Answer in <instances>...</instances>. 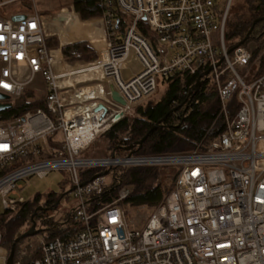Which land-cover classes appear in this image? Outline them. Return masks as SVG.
<instances>
[{
	"label": "built area",
	"instance_id": "1",
	"mask_svg": "<svg viewBox=\"0 0 264 264\" xmlns=\"http://www.w3.org/2000/svg\"><path fill=\"white\" fill-rule=\"evenodd\" d=\"M102 1L104 44L89 62H67L62 47L69 43L48 45L56 36L52 25L67 24L62 13L49 18L34 6L20 21L0 15V92L8 96L0 102L13 103L39 77L46 91L43 107L0 120L1 203L15 210L26 200L21 194L26 178L67 170L81 226L69 238L42 236L40 257L13 264H264V45L242 44L229 52L230 3L221 8L216 0ZM112 8L131 18L123 32ZM132 54L140 67L125 78ZM93 69L89 79L77 78ZM176 74L211 80L221 103L222 132L187 152L85 154L101 132ZM163 165L178 168L175 182L143 226L120 204L128 187L110 204L90 209L88 200L108 183L100 173ZM86 169L100 172L84 180ZM1 239L0 233V264H6Z\"/></svg>",
	"mask_w": 264,
	"mask_h": 264
},
{
	"label": "trees",
	"instance_id": "2",
	"mask_svg": "<svg viewBox=\"0 0 264 264\" xmlns=\"http://www.w3.org/2000/svg\"><path fill=\"white\" fill-rule=\"evenodd\" d=\"M72 1L74 10L85 21L104 17L107 12L102 0ZM241 1L234 16L230 20L227 19L225 38L230 49L245 38L255 19L264 17V0ZM112 11L116 12L117 29L123 32L126 22L131 18L121 14L117 9L112 8ZM141 29L147 36L151 35L143 23ZM251 43L257 47L264 43V20L255 25L250 37L243 44L250 46ZM48 45L51 48H58L59 41L56 37L51 38ZM62 54L69 62L90 61L96 57L95 49L86 40L64 45ZM161 83H168V88L159 98L146 99L136 104L122 120L105 131L110 144V151L105 155L113 153L127 155L130 151L125 147L129 146H132L133 154L139 156L187 152L199 144L211 141L223 131L224 125L219 117L221 103L218 91L210 79H204L200 86L193 90L190 88L197 83L196 77L185 79L183 75L176 74L165 78ZM183 84L187 86L189 96L183 95ZM34 95L33 89H26L13 101L10 108L0 111V120L10 121L21 117L27 110L43 107L46 94L37 100L33 98ZM159 121H161L159 125L139 145V141ZM177 169L172 165L113 168L109 172L111 179L107 181L103 192L88 200L90 209L95 210L110 204L118 197L122 187H128L129 195L120 202L128 217L132 210L142 206L154 210L173 187ZM99 172L100 169H86L83 171V179L88 180ZM55 194L52 192L45 202H41L39 196L30 201L25 200L17 207L16 213L8 209L0 212L1 244L7 254L14 240L31 226L32 215L39 206H43V209L35 213L34 219L41 227L38 232L41 237L45 236L48 240L57 237L69 238L81 228L80 222L76 219L75 209L60 221L53 217L50 207L60 198ZM27 238H23L17 244L14 261L29 263L40 257L41 250L31 249L30 244L26 245L29 253L21 254Z\"/></svg>",
	"mask_w": 264,
	"mask_h": 264
},
{
	"label": "rangeland",
	"instance_id": "3",
	"mask_svg": "<svg viewBox=\"0 0 264 264\" xmlns=\"http://www.w3.org/2000/svg\"><path fill=\"white\" fill-rule=\"evenodd\" d=\"M59 1H61V0H57V1L53 0L52 1L53 7H51L50 10L53 12L44 13L46 11H44V12L42 10L41 11L46 16H48L49 18H53V17H57L61 13L63 14L64 10L67 9L71 13L74 12L78 16V19L80 21H85L79 17V15L74 10L73 6H64V7L59 8V4H60ZM217 3L219 4V6L221 8L226 7V5L228 3H230L229 4L228 17H227V19L230 20L234 16V14L236 13L237 6H239L242 3V1L241 0H217ZM38 10H39V8H38ZM102 18L103 17H100V19H101L100 27L103 24ZM89 21L93 22L92 20H88L87 22H89ZM56 24H58L59 27L52 25V30L56 31L55 37L58 39L59 45H60V43L62 41L61 40L62 37L60 36V31L62 30L61 27L66 28L67 25L63 22H62V24H59V23H56ZM103 27H104V24H103ZM67 30L71 34L73 33L72 35H75V36L77 35L76 31L69 30V28H67ZM55 37H53V38H55ZM82 40L88 41L93 46V48L96 51V57L91 59V60L96 59L98 51L101 50L100 40L95 39V41H93V40L79 38L78 40H75L74 42L82 41ZM96 41L98 42V44L97 45L95 43L93 44V42H96ZM251 44L255 45L253 43H251ZM263 45H264V43L258 47H261ZM78 61H81V60H78ZM67 62H69V61H67ZM82 62H89V61H82ZM73 63H75V62H73ZM125 66H126V68L123 70V75L125 78L127 77V75H130V72L135 73V71H137L140 67L139 62L136 60V57L134 54L131 55L129 60L126 62ZM167 88H168V83L164 84V83L160 82L158 84L157 90L154 93H152L151 95H149L148 97H146L145 99H143L142 101H140L138 103H142L146 99L159 98V96H161L167 90ZM29 89H33L35 91V95L33 96V98L36 100L44 97V95L46 93L45 85L41 81L39 82V84H37V82H35V83L29 85ZM138 103H136V104H138ZM109 145L110 144H109V141L105 135V131H103L96 137V139L86 149L85 152L87 155H91V156H103L110 151ZM138 167H149V166H138ZM110 179H111V174H108L107 180L109 181ZM23 186L24 187L21 190V194L25 197L26 200H29V201L33 200L36 196H39L40 201L45 202L46 200H48L50 198V194L52 192H55L56 193L55 195H59L60 198L63 194H65L64 197L61 198V202L58 204V206L55 205L57 203L56 202L53 206L50 207V209H51L50 213L52 215H54L53 217L58 221L64 219L65 216H67L69 213H71L78 206V198L75 196L74 191L72 190L73 184L71 182L70 174L67 170H59V169L53 170L49 173V175H47L45 177H38V176L28 177L23 181ZM17 209L18 208H16L12 213H16ZM4 210L5 209H4V207L1 203V199H0V212H3ZM151 211H152V209H148V208L142 206V207H139L135 210H132L130 217L134 218L135 222L138 225L143 226L145 223L144 218ZM31 226H32V224H31ZM30 227L27 230H29ZM36 228L39 229V231L41 229L38 222H37ZM0 233H1V230H0ZM40 239H41L40 233L29 236L26 240V244L24 243V245H23V249H22L21 254L22 255L27 254V252H28V250L26 249L27 244H30L31 249H33V250H36L38 248L40 250V245H41Z\"/></svg>",
	"mask_w": 264,
	"mask_h": 264
},
{
	"label": "crops",
	"instance_id": "4",
	"mask_svg": "<svg viewBox=\"0 0 264 264\" xmlns=\"http://www.w3.org/2000/svg\"><path fill=\"white\" fill-rule=\"evenodd\" d=\"M52 1L53 0H45V1L44 0L43 1L42 0H0V15L6 16V17H12V18L15 15L27 16V15L33 13L34 6H36L37 9L39 8L40 12H42V11L43 12L46 11L44 13L53 12L50 10V8L53 7ZM72 2H73L72 0H61V1H59V3H60L59 8L64 7V6H73ZM216 3H217V0H216ZM218 6H219V4H218ZM67 14L65 15L66 17H71V14H73V13H71L70 11L67 10ZM92 21L94 22L93 24L100 27V22H101L100 18L92 19ZM84 22H87V21H84ZM101 28H102V31L104 32L103 37L95 38L97 40H100V45H101L100 47H102L104 44L105 29L103 27V24H102ZM62 29H63V27H62ZM60 36H61V33H60ZM77 38H80V37H76L74 39H77ZM74 39H72V40H74ZM81 39H83V38H81ZM95 39H94V41H95ZM88 40H90V39H88ZM94 43L98 44L97 41L93 42V44ZM89 78H87V79H89ZM40 81L43 82L42 77L38 78L37 84H39ZM103 86H104L103 88L106 92H112V89L114 88L112 85L106 84V83H104Z\"/></svg>",
	"mask_w": 264,
	"mask_h": 264
},
{
	"label": "water",
	"instance_id": "5",
	"mask_svg": "<svg viewBox=\"0 0 264 264\" xmlns=\"http://www.w3.org/2000/svg\"><path fill=\"white\" fill-rule=\"evenodd\" d=\"M25 17H26L25 15H15V16L13 17V19L16 20V21H20V20H23ZM261 20H264V17H259V18L255 19V20L253 21L252 26L250 27L249 31L247 32L245 38H244L240 43H238V45H236V46L242 45V44H243V43H244V42L250 37L251 33L253 32V29H254L255 25H256L259 21H261ZM232 50H233V48L230 49L229 52H231ZM219 63H221V61H220ZM209 72H210V70L206 71V72H205V75L209 74ZM200 82H201V77L198 78L197 83L193 86V89H197V88L200 86ZM111 94H112L113 99L117 100L118 102H120V103H122V104H125L124 99L119 95V93H118V91H117L116 89L113 88ZM7 99H8V96H7L6 94L0 92V100H7ZM11 106H12V103H10V102H0V111H3V110H5V109H7V108H10ZM101 107H102V105L99 106V108H101ZM160 122H161V121H159L158 123H156V124H155V125L149 130V132L145 135V137H143V138L139 141V145H141V144L143 143V141L146 139V137L148 136V134H149L154 128H156V127L159 125ZM131 148H132V146L125 147L126 150L130 151V153H129L130 155L133 154V151H131ZM113 155H114V153H113ZM109 172H110V169H107L106 171H104L103 173H100V174L108 175ZM96 176H97V175H94L92 178H95ZM73 189H74V188L72 187V190H73ZM64 195H65V194H63V195L61 196V198H63ZM61 198L57 200V203L55 204L56 206H58V204L61 202ZM41 209H43V206H39V207L35 210V213H36L38 210H41ZM35 213H34V215H35ZM34 215H32L33 223H32V226L30 227V229L27 230V231H25L24 233H22L20 236H18V237L14 240V242H13V244H12V246H11L10 252H9V254H8V258H7L6 264H13V263H14V258H15V252H16L17 244H18L23 238L29 237V236H31V235H35V234H37V233L39 232V229L36 228V227H37V222H36V220L34 219Z\"/></svg>",
	"mask_w": 264,
	"mask_h": 264
},
{
	"label": "bare ground",
	"instance_id": "6",
	"mask_svg": "<svg viewBox=\"0 0 264 264\" xmlns=\"http://www.w3.org/2000/svg\"><path fill=\"white\" fill-rule=\"evenodd\" d=\"M66 14H67V9H65L64 12H63V15H66ZM66 20H67V24H66L67 27L63 28L60 31L61 37H62L61 40H63L62 42L65 43V44L70 43V42H74L75 40H78L79 38L74 39L76 37H80V38H83V39H90V40H93V41H94L95 38L103 37V33L104 32L102 31L101 27L96 26L91 21H89V22L80 21L77 18L76 14H71V17H66ZM67 28H69V30L76 31L77 35L76 36L72 35L73 33L71 34L70 32H68ZM72 39H74V40H72ZM95 71L93 69V71L91 70L88 73H86L84 75H81L80 76L81 78L80 77H77V78L78 79H87L89 77H92V75L95 74ZM83 95L86 96L88 94H83Z\"/></svg>",
	"mask_w": 264,
	"mask_h": 264
}]
</instances>
